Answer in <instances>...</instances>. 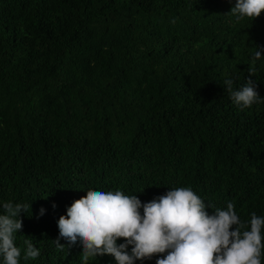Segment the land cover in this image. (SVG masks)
Instances as JSON below:
<instances>
[{
    "label": "trees",
    "instance_id": "16d2710c",
    "mask_svg": "<svg viewBox=\"0 0 264 264\" xmlns=\"http://www.w3.org/2000/svg\"><path fill=\"white\" fill-rule=\"evenodd\" d=\"M236 2L0 0V214L31 205L20 264H82L79 241H54L90 189L143 204L187 187L209 215L264 216V12L237 23ZM250 66L261 101L241 109L222 83L239 89ZM29 238L40 255L25 261Z\"/></svg>",
    "mask_w": 264,
    "mask_h": 264
},
{
    "label": "clouds",
    "instance_id": "9594fccd",
    "mask_svg": "<svg viewBox=\"0 0 264 264\" xmlns=\"http://www.w3.org/2000/svg\"><path fill=\"white\" fill-rule=\"evenodd\" d=\"M264 12V0H237L230 14L239 23L244 18H257ZM262 52L255 51L253 61ZM247 82L234 90V80L222 83L232 102L241 109L259 103L261 97L251 79L255 69H247ZM208 206L214 208L210 203ZM31 205L3 202L0 214V257L3 264H20L21 249L14 243L15 235L23 228L22 212L28 214ZM205 201L191 188H172L165 195L143 203L136 196L123 191L88 190L87 195L75 200L65 216L58 220L59 237L54 241L57 250L77 241L82 244V264L90 258L111 255L117 264H135L165 254L156 264H261L264 250V216L251 214L243 222L232 202L226 209L214 208L209 215ZM143 208V215L140 209ZM44 210L41 209V214ZM233 226L235 229L233 230ZM123 239L125 242L117 244ZM23 259H36L40 252L31 238L24 240ZM132 246L131 253L128 252Z\"/></svg>",
    "mask_w": 264,
    "mask_h": 264
}]
</instances>
